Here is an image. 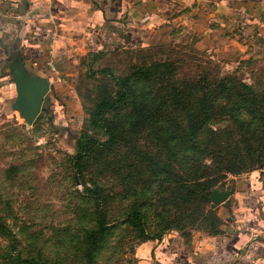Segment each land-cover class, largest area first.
<instances>
[{"label": "rangeland", "instance_id": "1", "mask_svg": "<svg viewBox=\"0 0 264 264\" xmlns=\"http://www.w3.org/2000/svg\"><path fill=\"white\" fill-rule=\"evenodd\" d=\"M202 40L116 54L115 60L81 74L77 102L51 95L31 122L13 110V96L0 100V247L15 243L23 257L49 259L50 264H149V244L173 252L184 245L192 252L195 239L207 244L215 238L219 208L214 194L234 189L237 179L251 173L264 176L263 135L246 133L263 137L260 145L252 140L248 152L234 122L209 125L222 129L220 142L227 150H241L249 166L239 174L227 172L204 193L207 206L196 223L190 203L172 204L179 199L171 192L174 178L155 169L171 162L177 175L196 178L194 168L183 170L177 163L187 162L184 142L195 145L187 136V122L199 110V100L211 90L219 111L238 107L247 93L244 87L264 98V60L225 39ZM125 79L129 98L93 126L96 105L116 99L118 81ZM226 81H233V91L223 86ZM80 136L90 145L84 153ZM194 156L204 158L202 149ZM98 210L106 223L103 230ZM137 211L144 216L142 227L129 220Z\"/></svg>", "mask_w": 264, "mask_h": 264}, {"label": "crops", "instance_id": "2", "mask_svg": "<svg viewBox=\"0 0 264 264\" xmlns=\"http://www.w3.org/2000/svg\"><path fill=\"white\" fill-rule=\"evenodd\" d=\"M199 38L264 60V0H0V100L15 102L19 76L49 84L43 106L73 103L81 74L116 54ZM222 193L219 235L192 252L149 244V264H264V176Z\"/></svg>", "mask_w": 264, "mask_h": 264}, {"label": "trees", "instance_id": "3", "mask_svg": "<svg viewBox=\"0 0 264 264\" xmlns=\"http://www.w3.org/2000/svg\"><path fill=\"white\" fill-rule=\"evenodd\" d=\"M227 91H233V81H226L222 83ZM118 86L120 88L116 99H104L100 101L96 108L91 113V124L93 126H99L103 122V117L106 112L115 109L122 105L130 94L129 79L119 80ZM222 89V88H221ZM247 90L245 96L241 97L237 101L238 107H232V109L214 110V102L210 100L212 97L211 90L208 92L202 89V92H206L202 99L199 100V110L196 114L190 117L187 122V126L191 129L187 133L188 138H193L195 145L190 147L191 140L184 142L186 147L183 159H187L185 163H177L185 170L186 168H194L195 173L198 175L194 179H186L181 174H176L175 167L171 162H165L158 169L164 174L167 173L174 178L172 191L179 198H175L172 204L179 203V200H183L185 204L190 203L193 206V213L195 214V223L199 220V217L203 214L207 202L204 193L209 192L216 187L217 183L225 176L229 171L239 174L242 168L249 166V163L243 159L245 155H241V150L236 152L235 149H229L225 147L224 143H221L222 129L211 128L209 125L214 122L217 125L226 123L228 121L234 122L240 134L245 142V148L250 152L253 149L252 140L260 145V141L264 137V98H257L254 96L255 91L251 87H244ZM232 95L229 93V98ZM14 105V103H12ZM220 107V106H218ZM252 111V113H251ZM260 114L263 116H260ZM219 122V123H217ZM262 123L261 128H258V124ZM246 133L263 135L260 138L254 136H247ZM190 135H192L190 137ZM206 135H209L207 143L203 144V139ZM255 135V136H256ZM219 139V140H218ZM83 149V153L86 149L90 148L89 142L84 141L80 136L78 141ZM202 149L204 158H195V153ZM82 153V152H81ZM77 164L80 165L83 157L81 154L77 156ZM195 159V160H194ZM207 159H211V164L206 163ZM225 159H230L226 162ZM239 159V160H238ZM255 159V158H254ZM205 160V161H204ZM176 162V161H175ZM255 162V161H254ZM157 165V162H153ZM170 187V188H171ZM169 190V189H168ZM98 224L103 230L106 227V223L102 220L103 215L97 211ZM132 224L142 227L144 223V216L141 212L137 211L131 215ZM218 225L213 232L216 237L221 233L222 220L217 218ZM144 231V230H143ZM7 236V235H6ZM4 260L7 264H50L49 259H37L34 257H23L21 253H18V248L15 243H12L5 247H0V261Z\"/></svg>", "mask_w": 264, "mask_h": 264}, {"label": "water", "instance_id": "4", "mask_svg": "<svg viewBox=\"0 0 264 264\" xmlns=\"http://www.w3.org/2000/svg\"><path fill=\"white\" fill-rule=\"evenodd\" d=\"M28 80L29 83H25L19 76L17 77L18 97L14 102L13 110L21 111L27 121L31 122L42 111L44 98L49 91V84L39 78H29ZM226 196L225 193L215 192V202H220Z\"/></svg>", "mask_w": 264, "mask_h": 264}]
</instances>
